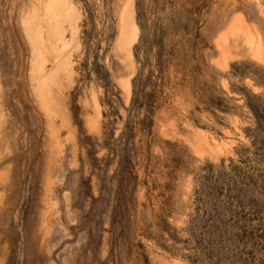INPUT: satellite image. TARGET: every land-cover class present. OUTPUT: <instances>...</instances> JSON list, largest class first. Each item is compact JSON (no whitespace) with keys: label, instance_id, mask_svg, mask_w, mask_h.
<instances>
[{"label":"rangeland","instance_id":"374dc122","mask_svg":"<svg viewBox=\"0 0 264 264\" xmlns=\"http://www.w3.org/2000/svg\"><path fill=\"white\" fill-rule=\"evenodd\" d=\"M26 1L0 0L8 145L0 172L9 171L0 180V264H264V61L245 48L224 66L216 42L238 10L264 31L260 7L135 0L141 30L127 97L115 47L122 0H78L87 17L70 103L77 139L53 157L28 80L19 22ZM92 86L103 113L97 131L82 99Z\"/></svg>","mask_w":264,"mask_h":264},{"label":"bare ground","instance_id":"6f19581e","mask_svg":"<svg viewBox=\"0 0 264 264\" xmlns=\"http://www.w3.org/2000/svg\"><path fill=\"white\" fill-rule=\"evenodd\" d=\"M252 1L260 7L261 14L264 15V0ZM83 5L78 0H27L23 4V7H21L19 14L21 31L29 50L27 58L28 80L35 98L46 112L48 118L49 140L47 147L49 149V153L53 157L63 152L66 141L74 143L77 139V127L73 122L70 103L72 101L71 91L79 82L80 76L82 74L80 67L86 52V38L84 31L87 13L84 10ZM136 14L135 0H122L121 27L115 47L118 50L120 58L122 59L126 69V73L121 78V84L126 92L127 97H129L131 94L132 78L137 71V61L135 57L134 46L139 39L141 28ZM240 40H242L246 45L244 48L240 45ZM216 42L221 50V55H219L217 61H219L224 66H227L228 61L233 57H237L239 55L238 52L243 51L245 48L246 50L250 51L252 57L264 61V31L260 27V22L256 21L255 17H248L244 11L238 10L232 13L228 24L220 30V34L218 35ZM99 94L100 93H98L97 90L92 86L89 89V95L82 98L84 104H89L92 106V112H88L86 115V123L90 130L95 131L100 130L102 126L103 113L101 110ZM58 121L60 122L58 123ZM2 123V114L0 112V127L2 126ZM170 124L171 126L176 127L175 122ZM63 127L67 130L66 136L64 138L61 134V128ZM28 133L30 134V132ZM7 147L8 145L5 135H0V158L5 155L4 153ZM208 147H212V149H214L216 146L214 147L212 145H208ZM200 148L202 150L204 149V151L206 150L202 144ZM8 173L9 171L6 169L1 170L0 180H5L8 177ZM35 182L37 181L35 180ZM1 196L2 192H0V200ZM44 201H46V199Z\"/></svg>","mask_w":264,"mask_h":264}]
</instances>
